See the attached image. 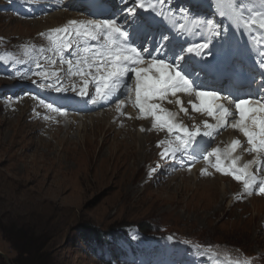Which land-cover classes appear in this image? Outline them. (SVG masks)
Returning <instances> with one entry per match:
<instances>
[{
	"label": "rangeland",
	"instance_id": "374dc122",
	"mask_svg": "<svg viewBox=\"0 0 264 264\" xmlns=\"http://www.w3.org/2000/svg\"><path fill=\"white\" fill-rule=\"evenodd\" d=\"M260 9L264 11V5ZM60 13L50 15L46 24L13 20L0 13V49H7L5 36L17 40L20 36L31 37L45 27L61 25L63 21L52 23L53 16ZM233 23L229 19L228 24ZM219 25L221 29L223 25ZM6 82V77L0 78V84ZM76 104L71 102V106ZM13 107V102L0 100V264H17L23 257L28 260L26 264H134L132 256L125 258V262L116 261L112 252L128 253L130 245L124 243L121 235L109 237L105 232L131 231V239L136 229L143 237L135 239L131 247L141 258L153 253L142 249L147 241L152 247L158 242V248L166 252V232L212 249L226 243L225 257L243 258L242 251L246 258L264 256V209L256 211L252 200L241 204L242 200L236 198L239 191L234 189L238 183L232 178L219 174L207 179L200 177L198 171L196 177H190L194 180L186 183L181 180L183 177L163 179L160 173H146L154 162V151H162L155 147L161 135L157 130L140 134V126L151 129L152 125L149 127L145 119L136 120L138 110H128L131 121L115 117L109 121V114L104 111L74 118L65 122V127L51 128L38 118L30 120L23 115L28 104L19 108L18 113ZM103 113L106 122H110L103 126L107 134L105 146L101 145L102 138L96 135L92 122ZM75 121L78 125H72ZM196 122L201 123V118ZM125 127L127 130L123 131ZM133 134L137 142L124 140ZM227 134L222 132L219 136L223 145ZM135 143L136 147L132 145ZM126 144L133 148H126ZM143 148L145 154H152L149 159L138 156ZM246 156L254 157L248 153ZM198 168L202 169L196 166L193 170ZM215 178L219 187L214 203L210 199L213 193L205 191L200 181L211 182ZM226 188L234 190L229 189L225 196L221 191ZM87 228L90 232H82ZM93 229L104 233V239L109 241L104 247L112 249L110 259L105 250L91 253L85 248L84 237Z\"/></svg>",
	"mask_w": 264,
	"mask_h": 264
},
{
	"label": "snow or ice",
	"instance_id": "6c2138e0",
	"mask_svg": "<svg viewBox=\"0 0 264 264\" xmlns=\"http://www.w3.org/2000/svg\"><path fill=\"white\" fill-rule=\"evenodd\" d=\"M164 2L134 0L135 7L127 9L124 21L118 18L70 20L62 27L50 29L47 34L41 33L48 42L47 48L24 46L25 55L33 57L35 71L31 74L40 78L38 87L42 89L57 93L72 91L92 105L114 104L117 112L128 119L131 117L123 110L130 102L138 110V119L152 121L151 129L147 130L166 131L170 137L157 144L162 149L161 158L176 160L177 154L191 156L188 171L198 162L190 152L193 145H198V137L215 141L221 130L230 127L238 131L246 138L244 151L254 159L241 163L242 156L236 153L243 145L239 139H234L224 148L211 147L201 154L199 159L207 165L201 174L212 175L209 168L214 169L241 184L245 195L264 196V96H234L205 87L194 77L190 57H210L211 39L181 46L177 51L167 45L169 37L161 35L159 45L149 52L144 44L137 46L133 42L125 27L128 17L134 18L133 23L149 27L147 19L136 17V8L155 13ZM260 2L264 4V0ZM215 3L222 17L231 19L245 30L258 29L264 34V11L246 8L243 0H215ZM157 14L162 15V12ZM204 26L211 36L220 34V26L215 21L209 20ZM150 36V32L145 33V43ZM5 59L0 57V60ZM181 93L192 98L188 101L192 112L206 116L214 123L204 120L202 126L194 124L189 128L178 120V113L163 107L164 101L173 102L168 97H178ZM175 103L180 112L188 115L182 100L177 98ZM39 104L59 116L68 115L66 110L43 99H39ZM253 165H256L255 172ZM235 264L252 262L237 260Z\"/></svg>",
	"mask_w": 264,
	"mask_h": 264
},
{
	"label": "bare ground",
	"instance_id": "6f19581e",
	"mask_svg": "<svg viewBox=\"0 0 264 264\" xmlns=\"http://www.w3.org/2000/svg\"><path fill=\"white\" fill-rule=\"evenodd\" d=\"M76 13H80L78 10H76L75 11ZM105 12V10H101L100 11V14H102V13H104ZM63 15V13H60L59 15L61 16H53V19H52V23H55L56 21L57 22H60V21H62V17L64 16H62ZM144 15H148V13L146 12V11H144ZM49 20H50V18H48ZM203 34H205V32L203 31ZM258 34H260V35H264V34H262L261 32L260 33H258ZM252 34L247 30H245V37H246V39H245V41L246 42H249V41H251V38H252ZM247 46H250V45H247ZM71 102H73V104L74 103H76V101H71ZM180 111V110H179ZM172 112H175V113H178V118H184V119H189V116H190V114H188V115H185V114H179V112L178 111H172ZM131 114V113H130ZM138 115H139V113H137ZM131 116V115H130ZM106 116H104V113L102 114V115H100L97 119H95V120H93L92 122H93V124H94V128L95 129H97L96 131H95V133H96V135L98 136V137H101L102 138V143H101V145L102 146H105V144L107 143V140H106V136H107V134L105 133V131L103 130V126L104 125H108V123L110 124V122H106V118H105ZM110 117L108 116V120L110 121ZM114 119V118H113ZM117 119V118H116ZM136 120H139L138 118L136 119ZM136 120H133V121H136ZM198 120V119H197ZM119 122V121H118ZM118 122H116V123H118ZM115 123V122H114ZM130 123V122H129ZM132 123V122H131ZM149 123H152V121H150ZM197 123H200V122H197ZM135 124H136V122H135ZM197 125L196 123H194V122H192L191 120L189 121V123H188V127L189 128H191L193 125ZM127 125V124H126ZM114 126V125H113ZM118 126V125H117ZM116 126V127H117ZM130 126V125H129ZM137 126V125H136ZM112 127V126H111ZM108 128V127H107ZM129 128V127H128ZM134 128V127H133ZM115 129V128H114ZM125 130H127V127H125L124 128V130L123 131H125ZM136 130V129H135ZM129 131V130H128ZM132 132V131H131ZM125 133V132H124ZM128 136V135H127ZM125 137V136H124ZM147 137V136H146ZM154 137V136H153ZM129 138V137H128ZM127 137L124 139L125 141H127V140H134V142H137V136H136V134H133L132 136H130V139H128ZM149 139V138H148ZM152 139V138H151ZM154 140V139H153ZM131 142H133V141H131ZM133 142V143H134ZM153 143H154V141H152ZM157 144V143H156ZM126 145H128V146H125L126 148H133L132 147V145L133 146H137V144L135 143V145L134 144H126ZM150 145V144H149ZM130 146V147H129ZM148 146V145H147ZM119 148H121V146L119 145ZM144 148H145V146H144ZM144 148H143V150L141 151V153L138 155V156H140V158L142 159L143 157H146L147 159H149L151 156H152V154H149L150 152H148V154H145V151H144ZM149 149H150V147H149ZM155 149H157V148H155ZM158 151V150H157ZM136 154V153H135ZM128 155V154H127ZM131 155H132V153H131ZM129 156V155H128ZM148 162V161H147ZM146 162V163H147ZM151 162V161H150ZM149 162V163H150ZM192 172H195V170H192ZM201 177V176H200ZM187 178V179H186ZM179 179H181L180 177H176L174 180H179ZM218 179H220V180H222V181H225L224 180V178H218ZM182 181H184V182H186V183H189V182H191V181H193L194 180V178H190V177H183L182 179H181ZM218 180L215 178L214 180H211V182H209L208 180L206 181V180H201L200 181V183L201 182H203V183H201L200 184V186H202L203 188H204V190L205 191H211L212 193H213V195L214 196H212V197H210V199H211V201L212 202H216V196H215V194H216V192H215V190H218V187H219V185L216 183ZM226 181H227V179H226ZM208 184H207V183ZM236 182V181H235ZM231 184H233V183H231ZM228 186V185H227ZM235 186V185H234ZM238 186L239 187H241L242 185L241 184H238ZM229 189L230 190H234V189H238V187L237 186H235V188L233 189V188H226V190L224 191H221L225 196L228 194V192H229ZM219 193V192H218ZM234 198V197H233ZM211 201L209 200L208 201V204H210L211 203ZM249 201H251V200H249ZM249 201H247V202H245V203H243V204H247V203H249ZM252 201L253 202H255V204H254V208L256 209V211H261V210H263L264 209V200L263 199H260V198H253L252 199ZM218 202V201H217ZM229 203H232L231 202V200H230V202ZM252 203V202H251ZM233 205H235V204H233ZM247 209V208H246ZM262 216V215H261ZM264 222V221H263ZM262 225V224H261Z\"/></svg>",
	"mask_w": 264,
	"mask_h": 264
},
{
	"label": "trees",
	"instance_id": "16d2710c",
	"mask_svg": "<svg viewBox=\"0 0 264 264\" xmlns=\"http://www.w3.org/2000/svg\"><path fill=\"white\" fill-rule=\"evenodd\" d=\"M83 231L82 232H86V233H88V232H90L89 230V228H87V230L86 229H82ZM97 237H99V239L97 238ZM86 239H88V238H90V239H94V240H96L97 242H101V243H107V240H105L104 241V239H103V234H100L99 233V230H97V229H93V231L91 232V233H89V234H87L86 235V237H85ZM27 259H24V257L21 259V261H20V263L19 264H26L27 263ZM17 263V264H18ZM29 264V263H28Z\"/></svg>",
	"mask_w": 264,
	"mask_h": 264
},
{
	"label": "water",
	"instance_id": "95a60500",
	"mask_svg": "<svg viewBox=\"0 0 264 264\" xmlns=\"http://www.w3.org/2000/svg\"><path fill=\"white\" fill-rule=\"evenodd\" d=\"M3 257H5V256H3Z\"/></svg>",
	"mask_w": 264,
	"mask_h": 264
}]
</instances>
